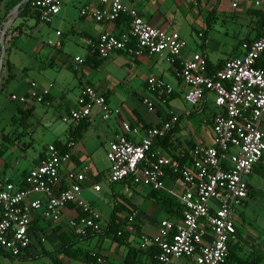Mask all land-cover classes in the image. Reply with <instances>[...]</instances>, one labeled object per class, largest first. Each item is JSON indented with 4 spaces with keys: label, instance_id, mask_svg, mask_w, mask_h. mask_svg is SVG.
Returning <instances> with one entry per match:
<instances>
[{
    "label": "crops",
    "instance_id": "1",
    "mask_svg": "<svg viewBox=\"0 0 264 264\" xmlns=\"http://www.w3.org/2000/svg\"><path fill=\"white\" fill-rule=\"evenodd\" d=\"M219 1L120 0L123 5L135 8L149 26L174 31L179 36V32L173 30L176 24L175 11L181 8L180 16L184 23V20H194V9L198 11L201 4L208 2L205 5L207 13L203 19L201 36L197 37L198 33L196 34L201 42L192 40L190 44L185 43L180 51V58H188L194 53L202 54L211 65L240 55L241 43L246 40L251 42L257 37L254 27L256 11L264 12V0H226L227 6L232 10L226 16V11L219 9ZM253 1L258 4L254 6ZM232 2L235 7L230 6ZM8 3L9 0H0V32L11 18V9L5 13ZM59 4L58 13L49 24L39 23L30 14L18 17L17 12L16 18L4 31L0 93L5 89L7 92L5 97L0 99V115L3 114V118L11 122H20L10 135L4 134L0 129V179L13 184L20 183L24 174L43 157L46 145L64 146L71 141L73 146L69 150V160L61 166L58 173L60 187L66 186L68 172L83 173L77 199L89 204L98 214L100 210H104L107 212V219L101 222L99 233L73 242L71 257L56 251L61 245L57 235L73 234L65 223L67 219L76 216L77 209L74 205L66 204L62 220L56 224L43 221L34 212H30L31 226L36 236L50 228L58 242V246L52 251L42 250L41 255L51 253L52 255L44 256L50 257L54 264H97L95 259H100L101 264H151L148 252L151 248L145 251L148 248L139 247L140 236L155 235L161 220L179 221L181 214L177 218L174 210L177 200L168 195L169 205L159 203L152 197L149 189L132 186L126 180L117 182V189L106 183V188L102 191L100 183L105 181L108 173V162L104 156L107 143L121 133L120 121H125L130 126L151 127L159 125L169 115H173L177 117V121L163 142L156 145V149L167 157L174 155L183 158L185 154L184 164L187 165L190 160L189 148L195 144L210 143V117L216 109L209 111L206 117L194 124L192 119L202 114L206 104L204 103L202 108H198L199 104L190 107L183 101L184 88L175 77L176 62L168 63L164 56L141 55L134 58L121 52L106 59H99L91 53V44L103 31L119 32L118 26L115 23H97L90 18L79 16L78 11L83 6L95 8V1L88 3L87 0H59ZM214 12L227 17L224 24L236 28H224L222 35H231L237 41L228 55L215 62L209 60L207 54L211 49L214 50V43L208 34L214 29ZM39 26L46 28L42 30L43 38L33 36L34 32H40ZM189 28H192L190 24ZM55 32H59L58 37ZM180 38L182 39L181 36ZM56 39L60 42L59 47L47 44V41ZM221 46L224 48L223 42ZM197 49L199 53L196 52ZM16 53L24 59L28 58L27 61H16ZM34 58L40 59L36 61ZM74 58L82 59V63L74 62ZM68 73L72 74L69 76ZM8 75L12 78L5 82ZM149 77L160 78L172 88V94L164 104L158 101L157 96L145 90V80ZM30 82L35 83L37 88L48 90L43 103L27 101L20 104L9 99L10 95L26 94ZM83 86H91L102 93L108 106L118 110V116L102 121L94 110L88 121L77 124L61 123L59 118L74 106L78 91ZM209 95H206L205 101ZM143 99L152 104L151 109L142 103ZM179 101L185 104L184 111H181ZM27 111V117L20 119L21 113ZM259 129L264 136V117L260 120ZM244 180L248 194L238 208L245 206L247 199L264 202V166L256 164ZM94 185L98 186L97 191L93 190ZM162 185L164 190L173 193H179L181 190L179 181L169 174L163 178ZM130 214L132 216L128 219ZM235 231L238 251L243 252L244 247L248 249V254L257 250L261 253L259 264H264V247L254 249L247 236L241 237L236 226ZM34 255L30 243L28 250L18 258H10L0 252V264H20L18 261L33 258ZM60 256L62 258L59 260ZM169 264L192 262L174 259Z\"/></svg>",
    "mask_w": 264,
    "mask_h": 264
},
{
    "label": "built area",
    "instance_id": "2",
    "mask_svg": "<svg viewBox=\"0 0 264 264\" xmlns=\"http://www.w3.org/2000/svg\"><path fill=\"white\" fill-rule=\"evenodd\" d=\"M92 1L96 2L95 8L83 6L78 11L79 16L97 23H112L120 15L128 18L126 29L100 33L91 44L92 54L99 59L117 52L134 58L164 56L166 62L177 63L175 77L184 88L183 101L194 107L210 94L216 109L210 118V143L193 145L187 165H180L153 148L176 123V116L169 115L159 125L151 127L130 126L120 121L121 133L107 143L104 153L108 162L105 182L127 180L132 186L164 191L180 204L179 221L161 220L155 235L140 236L141 249L155 248L154 264H169L182 258L192 264H223L228 247L237 242L232 213L247 197L244 178L256 164L264 166V136L259 129L264 117V67L257 65L258 61L264 62V26L256 39L241 43L240 55L228 57L218 68L208 71L202 54L180 58L185 43L178 33L149 26L135 8L123 5L120 0H87ZM59 5V0H32L29 10L36 14L39 23L49 24L57 15ZM230 6L235 7V3ZM55 35L58 37L59 32ZM200 36L198 33L197 37ZM47 44L57 48L60 42L56 39ZM73 61L82 63L80 58ZM145 90L157 96L161 104L172 94V88L157 77L145 80ZM47 95V89L37 88L30 82L26 94L10 95L9 99L20 104L43 103ZM142 103L152 108L147 100L143 99ZM94 110L102 121L118 116V110L108 106L102 93L83 86L74 106L59 120L63 124L88 121ZM72 146L68 141L62 151L53 144L46 145L40 161L21 178L20 187L0 179L1 252L11 257L24 254L31 243L29 213L34 212L41 220L56 224L62 220L67 203L77 209L76 216L65 223L77 238L99 231L102 224L99 214L77 199L83 173L68 172L66 186L60 187L58 173L68 162ZM165 172L179 181V193L164 190ZM92 188L98 190L97 185ZM95 262L101 264L102 261L95 259Z\"/></svg>",
    "mask_w": 264,
    "mask_h": 264
},
{
    "label": "rangeland",
    "instance_id": "3",
    "mask_svg": "<svg viewBox=\"0 0 264 264\" xmlns=\"http://www.w3.org/2000/svg\"><path fill=\"white\" fill-rule=\"evenodd\" d=\"M215 1V0H211ZM209 2V1H208ZM207 2V3H208ZM220 6L219 9H223L226 11V16L229 15V12H232L231 9L227 6L226 0H220ZM207 3L201 4V6L198 8V11L194 9V20H184V23L181 21L180 16V10L181 8L177 9L174 14V18L176 21V24L173 28V30L178 31L180 36L182 37V40L184 43H189L190 41H195L196 43H200L201 40L196 37L197 33H201L203 30V19L206 16V7L205 5ZM215 16L214 19V29L212 31H209V37L212 39L214 45L213 49L207 52L209 60L215 62L217 60H220L225 57V55H228L231 51V47L237 42L236 39L232 38L231 35H227L224 37L223 31L224 28H230L233 30H236L235 26L224 24V19L227 17H224L220 15L219 13H213ZM189 21H192L189 22ZM30 23L33 24V21L30 20ZM189 24L192 28H189ZM40 32H34L33 36L36 38H43L44 33L43 29L46 30L44 26H39ZM231 32V30L229 31ZM221 42L224 43V48H221ZM188 44V45H189ZM215 47L217 48L215 50ZM196 52H200L198 49ZM16 61H27L28 58L24 59V57H20L18 53L15 54ZM40 58H34V60L39 61ZM72 73H68L70 76ZM30 77V76H28ZM7 89L3 90L0 95V99H3L6 95ZM180 102V101H179ZM181 104V111H184L185 104L183 102H180ZM205 109L202 111V114L199 116H196L192 119V122L195 124L200 119L206 117V115L209 113V111L214 109V106L211 102V95L208 96V99L205 101ZM198 107V106H197ZM5 117V115H4ZM19 120H16L14 122H11L10 120H6L3 118V114L0 115V129L3 131L4 134H9L16 130L18 127ZM1 146V145H0ZM11 159V157H10ZM102 191L106 188V182L103 180L100 183ZM114 189L118 188V183L112 184ZM102 191L99 193L101 194ZM112 203H110L109 208H111ZM101 222L105 221L107 219V212L104 210H100L99 212ZM232 220L237 227L241 237H248V240L254 245V249L262 248L264 247V202L255 201L253 199H247L246 205L240 208H236L235 211L232 213ZM43 226H45L43 224ZM57 240L55 235H53L52 230L49 228L47 232H42L38 235L37 239L35 236L31 234V244H32V251L34 252V257L29 259H24L20 264H54L53 260L50 257L41 255V251H52L57 244ZM257 251V250H255ZM249 251L246 247L243 248V252H237L239 257L244 258L248 255ZM62 257L60 256L59 260ZM181 262H186V259H180Z\"/></svg>",
    "mask_w": 264,
    "mask_h": 264
},
{
    "label": "trees",
    "instance_id": "4",
    "mask_svg": "<svg viewBox=\"0 0 264 264\" xmlns=\"http://www.w3.org/2000/svg\"><path fill=\"white\" fill-rule=\"evenodd\" d=\"M19 1L20 0H9V3L7 4V8H6V12L5 13H7L8 10H10ZM30 1H32V0H27V2L24 5H22V6H20L18 8V17H22V16H25L26 14H30L36 21H38L36 14L34 12H31L29 10V3H30ZM263 22H264V12L256 11V23H255V26L254 27H255V29L257 31V37L260 35V32H261L260 30H262V28L264 26ZM112 23H115V25L118 26L117 31H121V30L127 28V26H128V18L125 15H120ZM257 37H255L254 39H256ZM253 40H251V41H253ZM245 42L249 43L250 41H247L246 40ZM205 59H206V57H205ZM221 63L219 62L216 65H211L207 61V59H206L207 70L208 71H212V70L218 68L221 65ZM257 65L258 66H261V67H264V62L263 61H258L257 62ZM11 78L12 77L8 75L7 78L5 79V82L8 81ZM204 103H205V100L201 101V104L198 105L199 106L198 108H202V105ZM28 113H29L28 111L27 112H24V113L22 112L20 119H22V118L25 119L27 117ZM80 123H82V122H80ZM171 130L172 129L170 128L169 131L166 133V135L162 139L158 140L153 145V148H156V145L158 143H162L163 140L166 138L167 134H169V132H171ZM54 146L57 147V148H59L62 151L65 149L64 146H59L58 144H54ZM190 149L191 148H189V150ZM172 157L175 160H177L180 165L184 164V160L186 158L185 157V154L183 155V158H179V157H175L174 155H171V158ZM166 174H168V173L165 172V175ZM169 176H171V175H169ZM18 186L20 187V184H18ZM150 192L152 193V197H154L159 203L161 202V203H163L165 205H169V201L168 200L170 199V197L166 193L154 192V191H150ZM174 206H175L174 210L176 211V215H177V218H178L179 217V214L181 213V206H180V204L178 202L175 203ZM101 228H102V226L100 227V229H99V231L97 233L100 232ZM29 231L37 239V236L35 234V231L33 232V227L31 226V223H30V226H29ZM88 236L82 237V238H77L74 234H71L70 236H67L66 234H63V233L58 234L57 237H58L59 241L61 242V245H60L59 249L56 251V253H62L64 255H71V257H73L72 256L73 251L71 250V247H72L73 242L74 241L83 240V239L87 238ZM66 240H67V242H66ZM29 246H30V244H29ZM29 246H28V248H29ZM28 248H27V250H28ZM147 248L148 249H146L145 251H147V250H149L151 248L148 252H149V256H150V258L152 260V263L151 264H154V257H155V254H156V250L152 246H149ZM238 249H239V247H238L237 243L231 244L228 247L227 257H226V260H225V262L223 264H259L260 263V260H261V253L260 252H258V251H252L246 257L241 258L237 254ZM1 253H3V252H1ZM3 254H5V253H3ZM5 255H7V254H5ZM43 255L49 256V255H52V254L51 253H45ZM7 256H9V255H7ZM9 257L10 258H18V257H11V256H9ZM55 264H57V263L55 262Z\"/></svg>",
    "mask_w": 264,
    "mask_h": 264
},
{
    "label": "water",
    "instance_id": "5",
    "mask_svg": "<svg viewBox=\"0 0 264 264\" xmlns=\"http://www.w3.org/2000/svg\"><path fill=\"white\" fill-rule=\"evenodd\" d=\"M27 2V0H20L16 5H14L11 10H10V15L11 18L10 20L7 22L6 26L1 30L0 32V71H1V65H2V59H3V55H4V48H3V34L4 31L6 30V28H8L11 23L13 22V20L16 18L17 12H18V8L22 5H24Z\"/></svg>",
    "mask_w": 264,
    "mask_h": 264
}]
</instances>
